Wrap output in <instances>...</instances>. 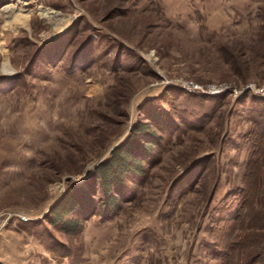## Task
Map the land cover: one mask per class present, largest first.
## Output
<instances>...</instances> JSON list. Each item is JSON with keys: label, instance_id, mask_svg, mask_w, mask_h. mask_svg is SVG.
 Returning a JSON list of instances; mask_svg holds the SVG:
<instances>
[{"label": "rangeland", "instance_id": "374dc122", "mask_svg": "<svg viewBox=\"0 0 264 264\" xmlns=\"http://www.w3.org/2000/svg\"><path fill=\"white\" fill-rule=\"evenodd\" d=\"M263 89L264 0H0V264H264ZM138 123L104 221L89 177Z\"/></svg>", "mask_w": 264, "mask_h": 264}, {"label": "trees", "instance_id": "16d2710c", "mask_svg": "<svg viewBox=\"0 0 264 264\" xmlns=\"http://www.w3.org/2000/svg\"><path fill=\"white\" fill-rule=\"evenodd\" d=\"M147 131L148 128L145 123H138L131 134L122 143L116 145L108 157L97 164L89 177V180L97 184L102 190L103 199L101 206L103 208L100 216L104 221H109L114 218L122 206V201H128L132 198V196L128 197L127 200L121 198L115 193L117 188L120 187L118 189L120 192L121 189L126 188L124 185L128 180L145 174V159L141 154L144 151L151 153L150 146L155 143H142V139L147 134ZM142 147L144 149H141ZM83 203L74 193H65L49 210V223L66 233L77 232L81 229L83 220L88 218L87 216H80L82 215V207L84 205L86 208L91 206L93 208L91 212H94V214L98 209V205L93 206L89 204L88 206L86 202ZM213 250L212 254L214 257L226 258L224 264H232V256L235 250L232 244L224 247V249L213 248ZM260 254L261 252L254 256L255 259L253 262L257 260ZM253 262L252 264H254Z\"/></svg>", "mask_w": 264, "mask_h": 264}, {"label": "built area", "instance_id": "2783aa9c", "mask_svg": "<svg viewBox=\"0 0 264 264\" xmlns=\"http://www.w3.org/2000/svg\"><path fill=\"white\" fill-rule=\"evenodd\" d=\"M189 87H190V90L192 91V90H194V91H198V92H204V93H207V88H205L204 86H202V85H192V86H190L189 85ZM260 92H261V94L264 96V89L263 90H259ZM219 91H215V92H211V93H218ZM22 218V220H28V218L27 217H25V216H22L21 217Z\"/></svg>", "mask_w": 264, "mask_h": 264}]
</instances>
